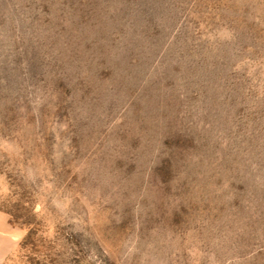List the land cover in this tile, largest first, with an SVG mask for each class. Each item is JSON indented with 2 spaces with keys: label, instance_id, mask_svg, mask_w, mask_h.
<instances>
[{
  "label": "rangeland",
  "instance_id": "1",
  "mask_svg": "<svg viewBox=\"0 0 264 264\" xmlns=\"http://www.w3.org/2000/svg\"><path fill=\"white\" fill-rule=\"evenodd\" d=\"M0 264H264V0H0Z\"/></svg>",
  "mask_w": 264,
  "mask_h": 264
}]
</instances>
